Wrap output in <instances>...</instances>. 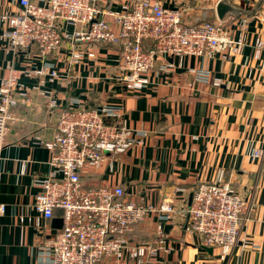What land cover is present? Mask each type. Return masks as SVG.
I'll use <instances>...</instances> for the list:
<instances>
[{
	"label": "crops",
	"instance_id": "1",
	"mask_svg": "<svg viewBox=\"0 0 264 264\" xmlns=\"http://www.w3.org/2000/svg\"><path fill=\"white\" fill-rule=\"evenodd\" d=\"M129 1L108 0L103 5L119 9ZM158 1L180 8L186 24L219 19L221 0ZM230 1L251 11L225 16L233 21L232 35L243 37L240 52L182 59L161 54L147 74V85L130 91L121 80L118 42L64 40L46 57L37 45L10 48L2 15L19 12L22 5L20 0H0V82L7 64L22 71L14 106L20 119L11 125L0 151V202L7 204L0 214V264H46L40 246L58 229L53 218L44 219L33 206L40 190L36 178L52 171L44 143L55 132L59 108L49 107L50 98L60 108L112 105L117 119L145 133L114 159L113 167L107 161L86 166L82 179L86 185H122L126 198L137 204L173 203L167 219L162 220L159 211L148 212L131 231L134 242H151L157 224H162L167 250H159L155 264H264V0ZM106 17L117 28L112 17ZM257 38L263 40L259 55L254 50ZM74 49L92 51L94 56L86 52L76 61ZM46 64L42 73L36 72ZM196 71H207L211 77L200 78ZM214 78L221 83L215 84ZM24 93L30 96L28 102L22 100ZM254 150H260V156L254 157ZM220 173L234 190L250 198L240 238L229 252L205 245L200 234L185 229L192 191ZM54 218L61 216L56 213ZM115 262L106 257L98 264Z\"/></svg>",
	"mask_w": 264,
	"mask_h": 264
},
{
	"label": "built area",
	"instance_id": "2",
	"mask_svg": "<svg viewBox=\"0 0 264 264\" xmlns=\"http://www.w3.org/2000/svg\"><path fill=\"white\" fill-rule=\"evenodd\" d=\"M22 9L5 13L4 37L14 50L37 45L43 57L54 53L64 40L91 43L118 42L119 68L126 89L139 91L149 82L148 72L161 54L228 57L241 51L243 37L231 33L232 20L214 19L186 24L178 7H165L158 0H131L119 9L104 7L108 0H20ZM106 15L112 17L115 28ZM73 26L70 31L66 26ZM263 48L257 38L255 55ZM87 52L72 50V58L81 60ZM169 66L172 63L168 64ZM48 65L36 70L42 73ZM194 71L195 69H191ZM209 79L207 71L198 72ZM22 71L7 64L0 82V151L7 143L11 125L20 119L16 113L15 92L20 87ZM51 74L58 77V71ZM219 85L220 78H214ZM22 100L30 96L24 93ZM48 105L59 108L55 132L44 144L50 150L52 171L37 177L40 186L34 208L44 219H52L61 209L63 224L40 246L42 262L46 264H98L113 258L115 264H155L156 254L165 246L162 224H157L156 237L151 242L136 243L131 239L134 226L146 218L148 212H160L162 220L174 210L172 202L160 207L137 204L126 198L122 185H86L82 172L86 166L99 167L113 161L142 140L141 134L127 127L112 105L93 107L79 104L60 108L56 99ZM254 150L253 156H260ZM250 198L234 190L220 173L210 182L199 183L192 191L185 229L202 236L205 245L219 246L229 252L238 242ZM7 204L0 202V214ZM37 224L40 222L37 220Z\"/></svg>",
	"mask_w": 264,
	"mask_h": 264
},
{
	"label": "water",
	"instance_id": "3",
	"mask_svg": "<svg viewBox=\"0 0 264 264\" xmlns=\"http://www.w3.org/2000/svg\"><path fill=\"white\" fill-rule=\"evenodd\" d=\"M251 11L242 9L241 7L233 4L230 0H221L217 5V13L219 19H224L226 15L238 17L242 14H249ZM56 227L61 228L63 224L62 218H53Z\"/></svg>",
	"mask_w": 264,
	"mask_h": 264
},
{
	"label": "trees",
	"instance_id": "4",
	"mask_svg": "<svg viewBox=\"0 0 264 264\" xmlns=\"http://www.w3.org/2000/svg\"><path fill=\"white\" fill-rule=\"evenodd\" d=\"M56 213L61 214V209H56V210H55V214H56Z\"/></svg>",
	"mask_w": 264,
	"mask_h": 264
}]
</instances>
